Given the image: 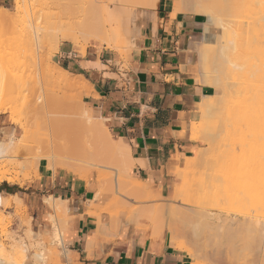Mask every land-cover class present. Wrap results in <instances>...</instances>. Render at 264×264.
I'll list each match as a JSON object with an SVG mask.
<instances>
[{
    "label": "bare ground",
    "instance_id": "obj_1",
    "mask_svg": "<svg viewBox=\"0 0 264 264\" xmlns=\"http://www.w3.org/2000/svg\"><path fill=\"white\" fill-rule=\"evenodd\" d=\"M173 1L174 7L176 8L181 0L179 2L178 0ZM188 1L187 4H189ZM15 2L17 4V10H21L23 4L27 7L26 2H29L31 10L26 18L22 17L18 23L15 24L17 27L15 41L13 37L11 38L14 43L16 39H18L15 46L12 47V45H14L13 41L11 45L10 39L8 40L12 50L9 47L10 50H8L10 52H7V56L9 54L11 57L8 56V59H5L6 61L2 60L1 62L0 60V71L2 72L0 74H3L6 70L9 71V74H5L4 72V75L1 77L6 80H0V84L2 82L0 86L2 87L3 85L1 89L3 90L6 85L9 88L8 83L11 85V88L13 87L12 84L18 77V74L16 77L15 74H12L13 71H10V67L13 66L12 68L17 71L20 68L24 69V71L29 70L28 75L26 74L25 76L26 72L24 71V73L19 75L22 76L23 74L28 80L32 77V75L29 76L31 70V74L33 72L34 77V79L32 77L31 81L33 82L36 80L38 83H42V85H44L43 87L46 88V92L48 90L49 96H51V93H55L57 96V91L61 89L63 91V88H70L76 96H80L84 90L85 92L88 90L87 87H89L90 84L80 77V75L78 77L76 76L77 78H71L66 69L51 60L49 54L57 51L61 40H70L73 42L82 41L84 45L92 43L98 48L106 46L121 51L123 47L130 46L129 44L133 36L140 34L142 23L141 21L140 23L137 22L139 21L137 20L138 17L144 18L150 16L153 13L150 7L156 6L158 0H15ZM190 2L197 5V7H201L199 12L201 13L202 11L205 17L202 40L208 43L210 39L216 38L217 41L216 47L214 45V47H212V49H215V53L211 56V58L213 56L216 57V60L211 61V58H205L209 62L208 65H203L202 74L204 77L209 78L210 84L221 87L223 93L219 97L216 96L218 98H213V101L209 100L203 103L207 109V113L209 115L214 114L215 117L217 116L218 118L220 117L222 122L220 124L218 123L219 125L217 124L219 132L215 129L216 134L221 136V139L219 137L217 139L218 143L215 145L216 148L215 146H211L210 149L212 150L207 149L209 150L208 153L205 151L209 156H205V153H202L203 150L201 149L197 157L186 159L185 165L188 168H186V173H192L194 167H199L198 165L201 164L204 176L202 179V176L197 173L198 176L194 175L191 179L189 177L186 179V176H189L186 174V183L184 182L185 184L182 187L181 193L183 194V198L191 197L192 194V197H195L194 199L197 200L196 207L194 210L192 209L197 216V219L192 217V220L194 219L193 222L197 220V227H208V225H211L213 222L222 220L228 223L231 228V226H239L238 224H241V218L238 217L245 216L248 220L245 223L246 228L255 232L256 240L264 244V199L261 205L253 207H246L243 202V199L251 198L253 192L264 195V169L262 168L264 167V0H192ZM180 5L182 7V3ZM140 7L142 8L141 10L139 9ZM196 10H198V8ZM8 17L6 12H0L1 21H6ZM202 47V49H204V46ZM212 49H210L209 52ZM41 54L43 56L45 55V57L39 56L38 58L37 55ZM199 55L201 56V54ZM209 55L210 54H208V56ZM28 66H31L37 73V77L30 67L29 69L27 68ZM16 67L18 68L16 69ZM19 71L17 73H19ZM16 72L14 71V73ZM6 75L9 77L6 78ZM10 77H12L11 80ZM22 77L18 78V81L24 78ZM50 82H53L55 85L51 86L49 84ZM49 86H51V88ZM6 88L7 87H5V89ZM8 88L6 90L7 92L4 89L6 95L2 94L3 91H0V101L4 98L2 95L7 96L10 93L9 91L12 90ZM87 92L89 93V90ZM51 97H53V95ZM7 99L6 101L2 100V102L7 103ZM32 100L34 103L31 105L35 106L37 110V105H34L36 100ZM2 102L0 106H2ZM59 102L60 103L55 104L56 107L54 105L55 109L54 107L48 109L50 110L49 113L67 112L65 108L68 107V104L63 103L64 101ZM15 110L13 109V113H21ZM32 113L34 114V111H32ZM70 114L73 115L76 113L72 111ZM70 114L69 117H71ZM79 115L83 117L81 119L84 120L87 125L90 124L88 128L91 129V133L93 129H95L92 135H107V131L103 125L93 120V116L90 114L89 110H81L79 111ZM25 117L27 118V115ZM77 117H79L78 114ZM27 119L24 118V122H27L25 123V127L30 123ZM212 126L214 127V125ZM31 129L25 128V134L22 138L20 137L18 141L14 140V134L12 133L9 135L8 139L0 140V160L1 158L4 159V157L9 156L16 159L21 158L23 156L21 151L29 141V135L31 136L30 133H32ZM201 130V125H194L192 134L194 137L196 136L195 138L199 136L197 134ZM33 135L35 136V134ZM47 136H51V134H47ZM214 136L213 134V137ZM73 138H75V136H73ZM75 140L72 139L71 144L72 146L75 144L74 148L76 149L79 139L75 138ZM82 140L83 139L79 140V142ZM39 142H41V139L38 141V144ZM104 143L108 151L119 153L117 157L120 158V160H118L120 163L118 164L119 168L117 169V174L129 176L131 174V163L133 161L132 152L127 147L125 148V146L123 147V145L121 146V144L113 142L110 138L106 139ZM33 144L36 147L37 143ZM71 144L69 146L74 149ZM30 149H28V151H30ZM75 149L74 152L72 151V154L79 157V149L81 148H77L79 152L75 151ZM34 150L33 148V151ZM89 150L90 149L86 148L84 145L81 149L82 152L80 157L87 159V157H89ZM210 151L212 152L211 154ZM32 155L30 160L28 159L27 161L34 164L39 162L37 159L40 158L33 159ZM34 155H36V153ZM71 156L74 158L73 155ZM8 160L7 162H9ZM34 160H36V163ZM54 161L53 159V162ZM198 162L200 163L196 165ZM19 164L16 165L18 166ZM34 164H32V166ZM189 167L192 169H189ZM261 168L263 169L261 170L262 173H260ZM6 169L9 170V168ZM8 170L0 171V181H18L19 179L8 173ZM71 170L69 169V171ZM183 171L185 172V168ZM79 174L81 173L79 172ZM196 182L199 184L198 188L193 186ZM135 186L134 184V187ZM135 190L142 192L143 186L138 185L135 187ZM52 197L48 198L54 212L52 215L50 214L51 221L49 229H52V232H54L56 228H61V222L67 223L69 219L67 218L68 207L66 203L61 198L55 199ZM18 201L19 196L16 193H0V207L7 208L10 206L11 202L15 203ZM143 214H146V211ZM188 215L190 216L191 214L187 212L186 216ZM182 218L184 217L182 216ZM214 224L215 223H213V225ZM213 225L211 226L213 227ZM226 225L227 224H225V226ZM235 229L237 228H234L233 231H236L237 234L240 235L239 230L237 231ZM51 241L59 244L60 235L54 233ZM13 248H15L14 252L16 254L15 264H24L25 252L23 248L18 244ZM62 252L66 255L68 249L62 247ZM0 254L2 255V253ZM248 257L250 256L247 255V258ZM196 258H198V255ZM2 260L3 259L0 258V264H2ZM194 263L200 264L196 259Z\"/></svg>",
    "mask_w": 264,
    "mask_h": 264
},
{
    "label": "rangeland",
    "instance_id": "obj_2",
    "mask_svg": "<svg viewBox=\"0 0 264 264\" xmlns=\"http://www.w3.org/2000/svg\"><path fill=\"white\" fill-rule=\"evenodd\" d=\"M179 1L180 0H178V2ZM187 1L188 0H181L178 3V7H176L178 9L175 8V12L177 10H181L187 14L197 15L202 18L205 27L204 14L202 13V11L201 13L199 12L201 10V7H197V5L194 4V1V3L190 2L192 0L188 1L190 5L187 4ZM181 3L182 7L180 5ZM26 4L27 7H25V5L23 4L21 10H17V4L15 0H0V12H6L9 16L7 18V20L9 19L8 21H1L0 19L1 62L2 60L6 61L8 59V56L11 57V55L9 54L7 56V52H10L9 50L11 49L9 41L12 45V41H15L16 38L17 27L15 26V24L18 23V21L22 17L26 18L31 10L29 2H26ZM150 8L152 10L153 6H151ZM195 8H198V10H196ZM139 9L141 10L142 8L140 7ZM142 19L143 18L138 17L137 20L139 21L137 22L140 23ZM12 37L14 38L13 40L11 39ZM138 37L139 34L133 36L131 38V43L129 44L130 46L123 47L121 51L114 50L106 46H102L99 49L110 51L111 63L121 67L122 69H127L132 55L136 50V41ZM17 40L18 39H16V42ZM16 42L14 43V45H12V47L15 46ZM216 43V38L210 39L208 43L202 40L198 50V53L201 54V56L197 54V74L199 75V81L205 85L210 86V89H212V93H206L201 103L208 102L209 100L213 101V98L215 99L216 96L219 97L223 93L221 87L210 84L209 78L204 77L202 74V69L204 68L203 65H208L209 62L205 58H211L212 54L215 53V49H212V47H216ZM89 45L93 44L88 43L84 45L82 41L79 43V46H81L83 51H85V49ZM202 46H204V49H202ZM210 49L212 50L209 52ZM53 53L54 52H51L49 54L51 60L53 58ZM208 54L210 55L208 56ZM39 56L45 57V55L43 56L42 54L37 55L38 58ZM214 60H216V57L213 56L211 58V61ZM12 67L13 66L10 67V71H13L12 74H15L16 77L18 74V77H15L16 80L12 84V88L9 83V88L7 85L5 86L9 90H12L9 91L10 93L8 92V97L2 95V97H4L5 99L3 98L0 101L1 104L2 100L6 101V99L8 98L7 103L9 102L8 105L6 102H2V106H0V140L8 139L9 135H11L12 133L14 134V140L18 141L19 138H22V136L25 134V128L29 130L32 128V133L29 132L32 137L29 135V141L21 151V154L23 156L21 158H17L20 164L16 158H12L11 156L4 157V159L1 158L0 160V171H7L8 169L6 168H9L8 173L19 179L16 182H9L6 180L0 181L1 194L11 192L16 193L19 196L18 202H11L10 206L7 208L0 207V253H2V255L0 254V258L3 259L2 264L16 263V254L14 252L15 248H13L16 244L20 245L25 252L24 264H67V261L63 258L62 252V247L66 248L64 244V230L67 223L61 222V228H56L55 231L52 232V229H49V225L51 221L50 216L54 212L52 208L49 207L48 209L46 205L48 201L47 198H50L52 196H59L61 194L60 184L57 181L60 179L59 176H62L63 179H67L71 178L72 174L75 177L79 176L80 178H83V180L86 181L87 186L90 185L92 187L93 191L96 193V197L100 198L102 195L107 196V198L103 197L105 198V200H99L102 203L99 207H97L99 210L103 211L109 216V226L111 229L117 230L121 218H127L128 222H130L131 224L144 225L147 229L152 230V233L154 235L165 233V236L170 241L173 248L179 251L182 250L181 252L187 253L188 260L191 262V264H195V259L200 264H264V244H262L263 242H259L256 240L255 232H252L248 228H246L245 223L248 220L245 218V216L238 217L237 215H235L238 218H241V224H238L239 226H231V228L228 223L222 220L213 222L215 223L214 225L213 223L211 224L213 225V227L211 225H208V227L203 226L202 228H199V226L197 227V220L195 221L196 224L195 222H193L194 219H197L196 213L193 211L196 207L197 200L194 199L195 197H192V194L191 197L183 198L181 190L183 185L186 183L185 180L187 179V177L191 179L198 173L200 176H202L201 178L203 179L204 172L203 169H201L202 166L201 164H199L200 162L196 164H199V167H194V171L192 170V173H186L187 166L185 164L181 168H177L174 171V180L171 181L169 185L164 187V192L155 189V187L152 188V186H150L146 181L138 179V177L133 173L132 170L133 163H131V174L129 176L117 174V169L119 168L118 164L120 163L118 161L120 160V158L117 157L119 156V153L108 151V148H105L104 146V141L110 138L113 142L121 144V146L123 145V147L125 146V148L127 147L129 150L130 147L125 140L117 138L112 133L105 120L101 118L98 113L93 108H91V106L84 102V93H81L80 96H76L73 90H71L70 88H63V91L62 89L57 91V96L55 95V93H51V96L53 95V97H51L49 96L48 90V93L46 92V88L43 87L44 85H42V83L40 84V82L38 83V81L36 80V82L31 81L33 77V72L31 74V70L29 72V76L32 75V77L31 79L29 77L30 80H28L26 79L27 77H24L23 74L22 76L24 78L19 75L26 72V76V74L28 75L29 70L24 71V69L20 68L19 70L21 72L18 70L19 73H17L18 71ZM29 67L30 69H32L31 66H28L27 68L29 69ZM17 68L18 67H16V69ZM14 71L17 72L14 73ZM32 71L34 70L32 69ZM4 72L5 74H9V71L7 70ZM4 72L3 74H0V78L4 75ZM0 73L2 72L0 71ZM34 73V75L37 77V73L35 71ZM68 74L73 79L78 77L74 76L70 72H68ZM5 77L7 78L9 76L6 75ZM12 77H10V80L12 79ZM20 77H22L23 79L18 81V78ZM0 80L6 81L3 78H1ZM49 84L51 86L55 85L53 82H50ZM51 86L49 87L51 88ZM2 87L0 86V91H3L4 93L2 92V94H5L7 92V88L5 89L4 87L2 90ZM4 89L6 92L4 91ZM32 99L36 100V103L34 105H37V110L35 106L31 105L32 103H34ZM59 101H64L63 103L68 104V107L65 108L67 112L49 113L50 110L48 109H52V107H54L56 103H60ZM204 103L201 105V107L203 106V114L199 110V119L197 122H194L192 124L191 136L194 137V135L192 134L194 125H201L202 130L197 134L199 135L197 136V138L200 140L202 139L203 147L199 150L202 149V153H205V151L208 153L209 150H212L210 149L211 146L217 145L218 137L221 139V136H218L216 134L215 129H217L216 131L219 132L218 125L222 122V119L220 117L218 118L217 116L215 117L214 114L209 115L207 113V109L204 106ZM12 108L14 110L16 109L20 111L21 113L19 114L18 111V113H13L14 111ZM69 108L71 109V111ZM84 109L89 110L95 122L103 125V127L107 131L106 136H95L94 134L92 135L95 129H93V132L91 133V129L88 128V125L90 124L87 125L84 120L81 119L83 117L79 115V111ZM32 111H34V114L32 113ZM72 111L76 114H70V112L72 113ZM69 114L71 115V117H69ZM77 114L79 117H77ZM26 115L28 119L25 117ZM24 118L30 122L26 125V127L25 123L27 122H24ZM73 119H75L76 121ZM212 125H214L215 128ZM33 134H35V136ZM47 134H51V136H47ZM213 134L215 135L214 137ZM73 136H75V138H78L79 140L83 139L80 142L78 140L77 148L82 149V147H84L85 145L86 148L90 149V152L88 151L89 157H87V159L80 157V154L82 152L81 149H79L80 154L78 155L80 158L77 157V155L72 154V151L74 152L75 149V144H73V146L71 144V140H75ZM40 139L41 142H39L38 144V141H40ZM69 142L74 149L69 146ZM33 143H37L36 147ZM30 147L32 150L30 149ZM33 148L35 149L34 151ZM28 149H30V151H28ZM76 149L75 151H78V149ZM34 152L36 153V155H34ZM40 153L43 155H41ZM211 153L212 152L210 151V154ZM31 155L33 156V159L40 158L37 159L39 162L36 163V160H34L36 164L28 162L27 160H30ZM71 155H73L74 158H72ZM197 155H195L193 158L197 157ZM204 155L206 156L207 154L205 153ZM207 156H209V154ZM53 159L55 160L54 162ZM7 160L9 162H7ZM15 163L19 165L17 166ZM32 164L34 165L32 166ZM39 165H43L49 170L52 169V172L57 175V180L54 181V186L45 185V183L42 185L38 184L39 181H41ZM184 168L185 172L183 171ZM262 168L264 169V167ZM262 168L260 169V173H262ZM69 169H72L74 172L72 170L69 171ZM189 169L192 168L189 167ZM79 172L82 175L79 174ZM186 174L189 176H186L185 179ZM121 176L124 178H122ZM134 184L136 185L135 187H137L138 185L143 186L142 192H138L137 190H135ZM193 186L195 188H198L199 184H197L196 182L193 184ZM98 188L100 189V191ZM263 199V194L253 192L251 198L243 199L244 206L253 207L261 205ZM64 202L66 203L67 201L65 200ZM143 211H146V214H143ZM187 212L191 215L186 216ZM182 216L185 219L182 218ZM192 217H194L193 220ZM67 218L69 219L68 216ZM225 224L227 225L225 226ZM234 228H237L235 229L237 231L239 230L240 235L237 234L236 231H233ZM54 233L60 235L59 244L51 241L52 235ZM197 255L198 258H196ZM247 255L250 257L247 258Z\"/></svg>",
    "mask_w": 264,
    "mask_h": 264
},
{
    "label": "crops",
    "instance_id": "obj_3",
    "mask_svg": "<svg viewBox=\"0 0 264 264\" xmlns=\"http://www.w3.org/2000/svg\"><path fill=\"white\" fill-rule=\"evenodd\" d=\"M151 12L141 21L127 69L111 63L110 51L94 45L83 51L80 42L70 40H61L52 60L91 85L89 93L83 92L84 102L128 143L138 179L164 192L174 171L203 147L202 139L191 136V127L199 110L203 114L201 101L212 89L197 74L202 18L175 12L173 0H158ZM39 172L38 184L54 186L57 175L52 169L39 165ZM71 176H59L61 194L53 196L67 201V264H191L165 233L154 235L127 218H121L117 230L111 229L109 216L98 209L99 200L107 196L96 197L83 178ZM46 206L52 208L48 201Z\"/></svg>",
    "mask_w": 264,
    "mask_h": 264
}]
</instances>
